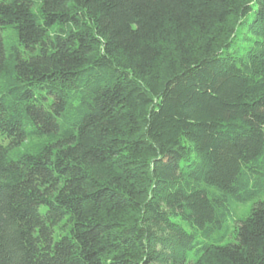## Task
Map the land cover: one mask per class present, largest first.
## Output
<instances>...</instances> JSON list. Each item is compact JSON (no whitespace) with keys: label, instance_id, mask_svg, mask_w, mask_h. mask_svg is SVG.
<instances>
[{"label":"trees","instance_id":"16d2710c","mask_svg":"<svg viewBox=\"0 0 264 264\" xmlns=\"http://www.w3.org/2000/svg\"><path fill=\"white\" fill-rule=\"evenodd\" d=\"M0 264H264V0H0Z\"/></svg>","mask_w":264,"mask_h":264},{"label":"rangeland","instance_id":"374dc122","mask_svg":"<svg viewBox=\"0 0 264 264\" xmlns=\"http://www.w3.org/2000/svg\"><path fill=\"white\" fill-rule=\"evenodd\" d=\"M251 203H247V204H239L237 206L234 207L233 212H234V218H240L243 217L245 214H247V212L249 211ZM238 225L237 221H233L231 223V230ZM229 239V238H228Z\"/></svg>","mask_w":264,"mask_h":264}]
</instances>
